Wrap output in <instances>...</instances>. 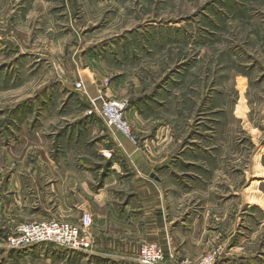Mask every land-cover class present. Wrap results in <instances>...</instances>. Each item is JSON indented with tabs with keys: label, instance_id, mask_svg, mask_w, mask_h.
<instances>
[{
	"label": "rangeland",
	"instance_id": "1",
	"mask_svg": "<svg viewBox=\"0 0 264 264\" xmlns=\"http://www.w3.org/2000/svg\"><path fill=\"white\" fill-rule=\"evenodd\" d=\"M110 100L129 135L108 127L152 165L169 158L157 172L184 217L209 221L202 257L264 264V0H0V264H89L8 239L65 222L55 210L81 200L56 184L75 169L93 189L132 176L95 130Z\"/></svg>",
	"mask_w": 264,
	"mask_h": 264
},
{
	"label": "crops",
	"instance_id": "2",
	"mask_svg": "<svg viewBox=\"0 0 264 264\" xmlns=\"http://www.w3.org/2000/svg\"><path fill=\"white\" fill-rule=\"evenodd\" d=\"M94 113L104 127L101 129L96 125L95 130L107 132L118 152L128 157L132 176L113 174L104 180L102 187L93 189L95 176L75 169V173L70 174L71 184L66 185L63 180L56 184L62 197L73 190L74 197L81 200L75 207L62 202L55 210L56 215L62 218L58 220L76 224L84 212L91 213L94 218L91 228L94 252L72 254L89 264H141V247L145 243H154L165 251L166 258L162 264H178L186 258L200 260L206 253L202 252L203 248L215 242L216 233L208 228L207 218L193 221L190 215L188 219L184 217L188 212L181 210L172 188L166 187L171 181L167 171L157 172L170 169L169 158L152 165L141 148L109 128L98 112ZM103 152L109 154L107 150ZM49 214L50 211L44 217ZM52 249L59 251L56 247ZM69 255H65L68 260Z\"/></svg>",
	"mask_w": 264,
	"mask_h": 264
},
{
	"label": "built area",
	"instance_id": "3",
	"mask_svg": "<svg viewBox=\"0 0 264 264\" xmlns=\"http://www.w3.org/2000/svg\"><path fill=\"white\" fill-rule=\"evenodd\" d=\"M104 118L107 126L116 127L129 135V128L124 122L123 114L125 104L118 100L102 101L101 110H96ZM94 218L91 213L84 212L77 223L70 222H45L22 227L18 238L8 239L12 248H23L53 244L58 249L72 252H89L93 249L91 228ZM220 251L207 254L198 262L183 259L179 264H217ZM166 255L162 247L154 243H145L139 252L141 264H162Z\"/></svg>",
	"mask_w": 264,
	"mask_h": 264
}]
</instances>
